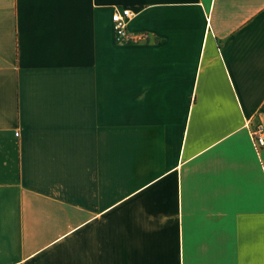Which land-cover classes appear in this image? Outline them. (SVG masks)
I'll list each match as a JSON object with an SVG mask.
<instances>
[{"label": "crops", "instance_id": "1", "mask_svg": "<svg viewBox=\"0 0 264 264\" xmlns=\"http://www.w3.org/2000/svg\"><path fill=\"white\" fill-rule=\"evenodd\" d=\"M257 121L264 0H0V264H264Z\"/></svg>", "mask_w": 264, "mask_h": 264}, {"label": "built area", "instance_id": "2", "mask_svg": "<svg viewBox=\"0 0 264 264\" xmlns=\"http://www.w3.org/2000/svg\"><path fill=\"white\" fill-rule=\"evenodd\" d=\"M132 12L129 8H114L112 13V23L114 39L121 43L131 39L126 26ZM249 137L254 151L259 154L264 148V125L261 122L248 123Z\"/></svg>", "mask_w": 264, "mask_h": 264}]
</instances>
